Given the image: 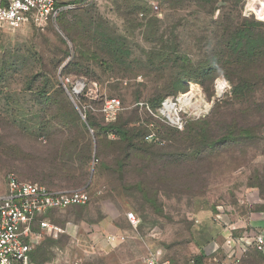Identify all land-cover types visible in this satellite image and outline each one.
<instances>
[{"label": "rangeland", "instance_id": "rangeland-1", "mask_svg": "<svg viewBox=\"0 0 264 264\" xmlns=\"http://www.w3.org/2000/svg\"><path fill=\"white\" fill-rule=\"evenodd\" d=\"M56 1L53 20L0 31V196L8 175L87 183L91 196L48 215L59 232L35 239L33 261L264 264L239 242L264 213V56L239 70L237 54L246 26L264 32V17L246 12L258 1ZM238 79L250 84L234 93ZM191 92L200 114H161ZM111 99L119 108L106 117ZM122 125L150 150H126Z\"/></svg>", "mask_w": 264, "mask_h": 264}, {"label": "built area", "instance_id": "built-area-1", "mask_svg": "<svg viewBox=\"0 0 264 264\" xmlns=\"http://www.w3.org/2000/svg\"><path fill=\"white\" fill-rule=\"evenodd\" d=\"M257 1L258 3L253 1L251 6L249 2L246 10L249 16H254L250 12L256 15L264 12V0ZM153 8L158 10L156 5ZM61 9L56 0H0V31L17 30L27 22H49ZM119 104L116 99L106 101L103 108L105 116H113ZM88 186L50 190L8 175L5 194L0 196V264H34L30 254L34 249L35 239L39 235L52 236L59 232L47 215L88 204L91 199ZM127 218L133 226L137 224L131 213ZM105 241L112 245L121 243L124 237L107 236ZM239 242L244 246H255L264 254V229ZM149 264L155 263L151 261ZM189 264H194V261Z\"/></svg>", "mask_w": 264, "mask_h": 264}, {"label": "trees", "instance_id": "trees-1", "mask_svg": "<svg viewBox=\"0 0 264 264\" xmlns=\"http://www.w3.org/2000/svg\"><path fill=\"white\" fill-rule=\"evenodd\" d=\"M159 1L161 3H166L169 5H173L175 7L182 6L185 2L191 1L195 3L196 6L200 9L208 8V7L213 8L214 5L218 4V2L227 3V0H159ZM233 2L236 3V2H239V0H236V1L233 0ZM58 6L62 7L63 5L58 4ZM259 26L264 28L263 24H260ZM240 39L245 40V45L243 47H240L241 50L237 52V54H239V57H240V59H238V63H239L238 67L240 68L239 70L241 69L247 70V69H250L252 66H255L252 58H255L257 56L258 57L264 56V32L261 33V31H258L257 33H255V30L250 28L248 25L246 26V29L242 31ZM249 84L250 83L248 82V80L238 79L235 82L236 87L234 88V93L241 92L243 89L248 87ZM85 119H86V124L88 125V127L90 129H93V125L95 124L91 122L90 118L86 117ZM116 133H117V136L120 138V143L125 144L126 150L128 151L135 150L141 153L143 152L147 153L148 150H150L149 146H147L145 143H142L140 141L141 136H140L139 131L136 132L135 129H128L127 125H122V126H118ZM128 158H129V155H125L123 159H121V161L118 162L119 170L125 169V167L127 166ZM42 186H45V185H42ZM85 186H87V183L84 185L82 184L81 185H66V186H62V187L54 188V189L49 188L47 186L45 187L50 190H60V189H77V188H81ZM34 251L35 249L32 250L30 254V259L32 263L36 264L32 258Z\"/></svg>", "mask_w": 264, "mask_h": 264}, {"label": "bare ground", "instance_id": "bare-ground-1", "mask_svg": "<svg viewBox=\"0 0 264 264\" xmlns=\"http://www.w3.org/2000/svg\"><path fill=\"white\" fill-rule=\"evenodd\" d=\"M252 3L249 5L251 6ZM259 16H264V12L259 14ZM225 86V84H224ZM223 86L219 89L221 91ZM217 90V91H219ZM222 93V92H221ZM196 97V96H195ZM194 93H188L178 98L177 102L174 103L172 101H166L164 107L161 109V114L166 117L170 122L174 123L178 121L179 113L181 111H188L190 114L198 115L202 106L201 102L193 101Z\"/></svg>", "mask_w": 264, "mask_h": 264}, {"label": "crops", "instance_id": "crops-1", "mask_svg": "<svg viewBox=\"0 0 264 264\" xmlns=\"http://www.w3.org/2000/svg\"><path fill=\"white\" fill-rule=\"evenodd\" d=\"M248 223L250 229L245 238L250 237L253 234H257L264 229V213L252 215L248 220Z\"/></svg>", "mask_w": 264, "mask_h": 264}, {"label": "water", "instance_id": "water-1", "mask_svg": "<svg viewBox=\"0 0 264 264\" xmlns=\"http://www.w3.org/2000/svg\"><path fill=\"white\" fill-rule=\"evenodd\" d=\"M74 93H76V91L74 90Z\"/></svg>", "mask_w": 264, "mask_h": 264}]
</instances>
